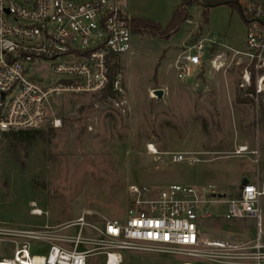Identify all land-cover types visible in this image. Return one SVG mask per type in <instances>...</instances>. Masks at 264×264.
<instances>
[{"label": "rangeland", "instance_id": "1", "mask_svg": "<svg viewBox=\"0 0 264 264\" xmlns=\"http://www.w3.org/2000/svg\"><path fill=\"white\" fill-rule=\"evenodd\" d=\"M126 1L132 17L167 26L180 0ZM189 13L170 38L133 35L131 51L114 64L115 95L55 98L47 118L36 128L29 155L23 157L25 165L9 152L13 139L0 134V226L59 228L84 212L95 224L105 217L123 219L133 183L211 186L228 198L245 177L264 183V94L257 96L252 90L256 74L248 57L234 52L247 51L246 21L227 4L210 7L205 16L198 2ZM200 45L205 49L202 65L180 79L175 61L184 50ZM217 51L223 53L219 58ZM216 59L223 64L220 69L212 65ZM247 68L252 72L251 84L242 86ZM156 89L164 90L162 99L153 95ZM149 145L158 153H151ZM243 147L247 149L239 153ZM174 152L199 161L174 162ZM208 209L212 218L201 222L203 236L251 246L261 233L264 243V196L261 231L253 220L226 219V201ZM6 237L0 235V256L13 255L15 244L9 238L20 240ZM30 252L45 256L48 246L32 242ZM88 264H105V255H90ZM122 264L229 263L124 250Z\"/></svg>", "mask_w": 264, "mask_h": 264}, {"label": "built area", "instance_id": "2", "mask_svg": "<svg viewBox=\"0 0 264 264\" xmlns=\"http://www.w3.org/2000/svg\"><path fill=\"white\" fill-rule=\"evenodd\" d=\"M249 3L245 13L257 21L247 26V51L237 54L248 57L250 67L254 66L259 96L264 94V4ZM126 7V0H0V132L36 129L47 118L55 98L64 94L103 92L111 82L114 64L132 49V16ZM204 55L203 45L184 50L175 61L178 77L185 79L192 67L201 66ZM212 65L223 67L217 59ZM249 68L242 86L251 84ZM151 147L148 150L157 154ZM171 156L174 162L193 165L199 161L183 152ZM216 194L211 186L133 183L128 187L123 219L105 217L95 224L84 212L59 228L0 226V235L20 238H9L15 244L13 255L0 256V264H88L92 254L105 255V264H122L124 250L264 264L261 233L249 246L204 238L200 229L201 221L211 217L209 206L226 201V219L253 220L261 231L264 183L249 180L230 198ZM73 228L77 230L74 234L70 233ZM32 242L48 246V254H31ZM250 257L253 261H247Z\"/></svg>", "mask_w": 264, "mask_h": 264}, {"label": "trees", "instance_id": "3", "mask_svg": "<svg viewBox=\"0 0 264 264\" xmlns=\"http://www.w3.org/2000/svg\"><path fill=\"white\" fill-rule=\"evenodd\" d=\"M250 1L251 0H180V3L174 10L173 16L167 26H163L161 22L151 19L135 17H132L130 19L129 24L134 34L148 33L153 36L170 38L181 28L183 23L190 18L189 8L193 4L199 2L204 8L205 16L207 15L210 7L227 4L233 9L239 10L243 18L245 19L246 24L248 25L257 21V19L253 18L251 15L245 13V10ZM205 22H207V19H205ZM117 75L118 72L116 71V66H114L112 67L110 73L111 82L103 91L104 97L115 95L116 91L114 89V83L117 79ZM252 90H256V85L255 88L252 87ZM37 131L38 129L0 132V134H3L4 137L13 139L11 141L12 145L9 148V152L13 159L21 165H25V163L23 162V157L29 155V148H31L33 142L32 138L34 137V133H36Z\"/></svg>", "mask_w": 264, "mask_h": 264}, {"label": "water", "instance_id": "4", "mask_svg": "<svg viewBox=\"0 0 264 264\" xmlns=\"http://www.w3.org/2000/svg\"><path fill=\"white\" fill-rule=\"evenodd\" d=\"M153 95L157 97V99H162L163 95H164V90L163 89H156L153 91ZM249 183V179L248 178H244L243 180V184H248ZM241 188V187H240ZM215 196H218L219 198H226L227 194L226 193H219L216 194Z\"/></svg>", "mask_w": 264, "mask_h": 264}, {"label": "crops", "instance_id": "5", "mask_svg": "<svg viewBox=\"0 0 264 264\" xmlns=\"http://www.w3.org/2000/svg\"><path fill=\"white\" fill-rule=\"evenodd\" d=\"M257 2H259V3H261L260 1H258V0H256ZM179 3H180V1H179ZM262 4V3H261ZM248 26V25H247ZM218 52V51H217ZM235 53H237V52H239V51H234ZM220 54H223L221 51L220 52H218L217 54H216V57H220ZM245 178H248V177H245ZM249 179V178H248ZM250 180V179H249ZM258 180V179H257ZM260 181V180H259ZM243 185V184H242ZM211 213V212H210ZM210 218H212V216L211 217H209V218H207L208 220L210 219ZM207 219H203L201 222H203L204 220H207ZM234 220H236V219H234ZM238 220V219H237ZM201 224V223H200ZM200 229H201V226H200ZM201 234H202V236H203V231L201 230ZM204 238H208V239H225V238H217V237H215V238H209V237H206V236H203Z\"/></svg>", "mask_w": 264, "mask_h": 264}, {"label": "bare ground", "instance_id": "6", "mask_svg": "<svg viewBox=\"0 0 264 264\" xmlns=\"http://www.w3.org/2000/svg\"><path fill=\"white\" fill-rule=\"evenodd\" d=\"M152 149H155V147L152 145V147H151ZM247 148L246 147H243L240 151H239V153H242L243 151H245ZM157 151V150H156ZM36 214H38V213H36Z\"/></svg>", "mask_w": 264, "mask_h": 264}]
</instances>
